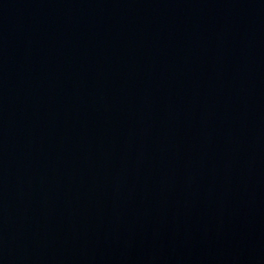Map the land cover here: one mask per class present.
<instances>
[{
	"label": "water",
	"instance_id": "1",
	"mask_svg": "<svg viewBox=\"0 0 264 264\" xmlns=\"http://www.w3.org/2000/svg\"><path fill=\"white\" fill-rule=\"evenodd\" d=\"M0 264H264V0H0Z\"/></svg>",
	"mask_w": 264,
	"mask_h": 264
}]
</instances>
